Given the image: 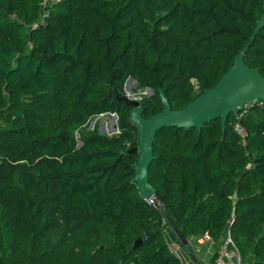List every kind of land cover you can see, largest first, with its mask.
Returning a JSON list of instances; mask_svg holds the SVG:
<instances>
[{
    "label": "trees",
    "instance_id": "16d2710c",
    "mask_svg": "<svg viewBox=\"0 0 264 264\" xmlns=\"http://www.w3.org/2000/svg\"><path fill=\"white\" fill-rule=\"evenodd\" d=\"M42 1L0 0V264H182L166 214L187 238L229 229L243 263L264 264V101L230 113L224 134L221 118L157 132L149 179L165 213L134 181L124 99L129 77L154 88L148 118L160 89L177 110L215 86L264 0H61L45 16ZM245 61L264 77V27ZM104 113L117 133L87 128Z\"/></svg>",
    "mask_w": 264,
    "mask_h": 264
},
{
    "label": "water",
    "instance_id": "95a60500",
    "mask_svg": "<svg viewBox=\"0 0 264 264\" xmlns=\"http://www.w3.org/2000/svg\"><path fill=\"white\" fill-rule=\"evenodd\" d=\"M262 27H264V12L257 22L250 42L235 57L234 65L215 86L206 89L182 109H172L162 89H160V96L163 102V110L148 118L143 115L144 107L140 99L128 96L124 98L133 106L131 119L139 129V143L134 148L139 151V157L135 165L134 181L142 197L150 200L162 211L165 212L164 204L155 196L156 190L149 179L150 164L155 158L154 142L157 132L164 127L176 126L187 129L197 127L201 130L206 122L221 118L224 134L230 113L238 115L244 104L254 103L257 100L264 101V77L258 67H250L245 61V54ZM130 79L131 77L125 83L127 84ZM147 91L149 95L155 92L152 87H147ZM112 114L115 118L118 117L117 113ZM100 133H102V130ZM77 136H79V133H77ZM81 144L82 142L79 140L77 147H80ZM166 215L180 242L184 245L188 244L187 237L175 225L171 216ZM140 242L141 239L136 240L134 247L138 246Z\"/></svg>",
    "mask_w": 264,
    "mask_h": 264
},
{
    "label": "crops",
    "instance_id": "0c3cea01",
    "mask_svg": "<svg viewBox=\"0 0 264 264\" xmlns=\"http://www.w3.org/2000/svg\"><path fill=\"white\" fill-rule=\"evenodd\" d=\"M165 234L168 244L178 245L182 264H215L214 257L223 245L226 232L218 241L206 236L188 237L189 243L186 245L180 242L172 225L166 227Z\"/></svg>",
    "mask_w": 264,
    "mask_h": 264
},
{
    "label": "built area",
    "instance_id": "2783aa9c",
    "mask_svg": "<svg viewBox=\"0 0 264 264\" xmlns=\"http://www.w3.org/2000/svg\"><path fill=\"white\" fill-rule=\"evenodd\" d=\"M59 1L61 0H43L41 4V7L43 9L42 15L45 16L49 14V11H48L49 4L54 3V2H59ZM248 104L250 103L244 104L242 109ZM235 130L240 135L245 137V134H246L245 129H244V126L240 122H237L235 124ZM205 236L211 238L209 235H205ZM168 249L171 253L179 257L177 244L169 243ZM214 258H215L214 259L215 264H244L240 247L233 240L229 229L226 231V235H225L221 249L216 253Z\"/></svg>",
    "mask_w": 264,
    "mask_h": 264
},
{
    "label": "rangeland",
    "instance_id": "374dc122",
    "mask_svg": "<svg viewBox=\"0 0 264 264\" xmlns=\"http://www.w3.org/2000/svg\"><path fill=\"white\" fill-rule=\"evenodd\" d=\"M126 96L131 98H144L150 96L147 88H140L136 79L131 78L128 83L124 84ZM5 125V119H0V128ZM89 130L97 128L102 134L112 135L118 132V119L112 113H104L93 116L87 124ZM79 142V141H78Z\"/></svg>",
    "mask_w": 264,
    "mask_h": 264
}]
</instances>
